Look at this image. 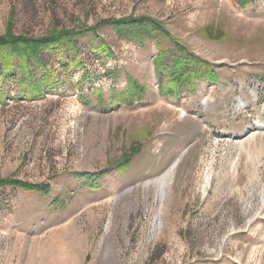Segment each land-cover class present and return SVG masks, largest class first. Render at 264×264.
<instances>
[{
    "label": "rangeland",
    "instance_id": "374dc122",
    "mask_svg": "<svg viewBox=\"0 0 264 264\" xmlns=\"http://www.w3.org/2000/svg\"><path fill=\"white\" fill-rule=\"evenodd\" d=\"M239 2L0 0V36L164 28L95 27L0 85V178L50 187L0 191V264H264V0ZM179 48L210 81L168 94Z\"/></svg>",
    "mask_w": 264,
    "mask_h": 264
},
{
    "label": "trees",
    "instance_id": "16d2710c",
    "mask_svg": "<svg viewBox=\"0 0 264 264\" xmlns=\"http://www.w3.org/2000/svg\"><path fill=\"white\" fill-rule=\"evenodd\" d=\"M252 1L253 0H240L239 4L244 6L246 3L249 4ZM101 26L112 27L117 33L118 37L121 39H137L139 41H142L144 38L146 40H152L155 37L156 32L163 34L164 30L161 23L147 17H130L121 20L102 21L95 27ZM9 27L11 28L10 25ZM95 27L85 30H82L80 27L69 30H56L53 28L49 34L42 37H27L23 35H17L13 33L11 29H7L6 33L0 36V85H2V83L8 80L10 77H14L16 73L22 74L23 84H26L27 79L29 81L28 83H33V76L36 73L31 70V66H37L36 68L39 70L40 74H46L50 70L48 64L46 63V65L42 61L41 57L44 52L57 48L63 50L67 48V46L70 47L71 51H74L76 47L74 39H76L81 33L91 30L95 37H98L94 33ZM164 33L166 34V31H164ZM178 51L180 55L177 54L178 56L176 55L174 57L171 67V71L173 73L170 75V80L176 81L174 85L171 84L170 87L176 86V88L168 94H173V92L175 93L179 85L187 84L185 81V77L187 76H192L191 82L189 81L190 83L202 79L209 80L205 79L204 75H202L204 70L208 71L202 62L198 64V68L196 70H192V68L189 70L186 68V66H191V63H193L192 59L187 56L186 52L182 48H179ZM14 59H16L19 63L17 68H14ZM158 60L159 63H161L163 60V55H161ZM157 78L158 82L160 83V76ZM43 83L50 84L51 79L44 78ZM192 86L194 87V84H192ZM124 155H126V153ZM118 166L119 164L117 167ZM80 175L87 176L88 174L81 173ZM4 189H18L24 192L37 193L42 196H49L50 194V187L48 184H32L15 179L0 178V191Z\"/></svg>",
    "mask_w": 264,
    "mask_h": 264
}]
</instances>
